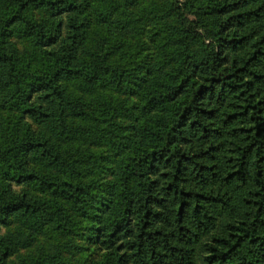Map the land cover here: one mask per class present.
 <instances>
[{"label": "trees", "instance_id": "16d2710c", "mask_svg": "<svg viewBox=\"0 0 264 264\" xmlns=\"http://www.w3.org/2000/svg\"><path fill=\"white\" fill-rule=\"evenodd\" d=\"M93 1L0 0V264H63L28 231L78 235L106 187L100 264H264V0ZM149 19L151 62L122 37Z\"/></svg>", "mask_w": 264, "mask_h": 264}, {"label": "rangeland", "instance_id": "374dc122", "mask_svg": "<svg viewBox=\"0 0 264 264\" xmlns=\"http://www.w3.org/2000/svg\"><path fill=\"white\" fill-rule=\"evenodd\" d=\"M90 1V6L93 7L96 3L93 0ZM152 3L162 5L163 1L161 0H144L138 2L133 8L134 12H137L138 14L148 13L149 7L152 5ZM91 12H93L92 9H89ZM90 13V12H89ZM94 14V13H93ZM90 13L91 17L94 18V15ZM159 14V13H158ZM35 15L39 18H47L46 13L42 11H37ZM151 17V15H150ZM103 25V24H102ZM152 25L155 27V23L152 19L147 20L145 25L141 28L138 35H134L133 30L126 29L123 34V38L129 40L130 43H132V48L138 52L139 57H144L148 62L152 61L153 58V51H154V45L150 40V35L154 31V28H152ZM104 26H100V24L94 22V24L91 26L89 33L91 36H96V34L102 30H104ZM156 28V27H155ZM12 41L16 43L18 48L23 50H33L34 47L31 43L28 41L13 38ZM69 90L78 92L79 90L76 89L74 85L69 84ZM106 92V91H105ZM106 93L114 94V96H117L119 100H129L131 97V100H135L136 96L132 95H123L120 92H109L107 90ZM125 102V101H124ZM15 112H2L0 111V127L3 125H9L11 121L15 119ZM121 122L126 126V133H130L132 130V125L134 123L133 119L126 114L125 116L120 117ZM59 145H64L62 141H56ZM80 150L84 149V146H79ZM93 148V147H91ZM101 152L105 155V158H103V162L101 165V172L99 176L94 177L96 182L98 183H104L111 179L112 174L110 171H105L106 167H113L116 160L118 159V155L113 152L109 151L107 149H100ZM15 189H20L19 186H13ZM105 189V186L102 187ZM111 190L106 187V190L102 192L101 197L105 200L103 205L101 203H97L95 206V210L97 214L100 216L98 220L94 219V221L91 222H83L85 225L84 228H82L79 231L78 235H70V236H63L60 235L56 230H54L51 226V224H45L40 229H37L35 231H28V233L31 235V244L28 248L21 250V254L23 255H33V256H39V255H48L51 254L54 249L55 245L61 244L63 242H67L65 244V248L63 249V264H100V260L103 257V251L96 245V242L94 241L95 236V228L99 224V220L104 217L108 211L106 207L107 205V199L111 198ZM97 209V210H96ZM15 225L10 226V229H14Z\"/></svg>", "mask_w": 264, "mask_h": 264}]
</instances>
